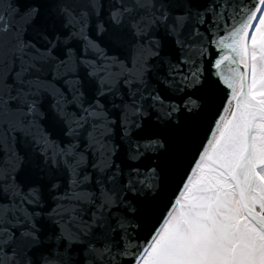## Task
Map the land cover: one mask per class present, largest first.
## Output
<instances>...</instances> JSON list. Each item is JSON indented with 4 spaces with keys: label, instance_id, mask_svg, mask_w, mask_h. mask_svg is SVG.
Listing matches in <instances>:
<instances>
[{
    "label": "snow or ice",
    "instance_id": "obj_1",
    "mask_svg": "<svg viewBox=\"0 0 264 264\" xmlns=\"http://www.w3.org/2000/svg\"><path fill=\"white\" fill-rule=\"evenodd\" d=\"M0 264H264V0H0Z\"/></svg>",
    "mask_w": 264,
    "mask_h": 264
}]
</instances>
